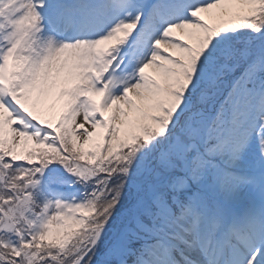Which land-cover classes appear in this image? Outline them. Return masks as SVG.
Segmentation results:
<instances>
[{"label": "rangeland", "instance_id": "374dc122", "mask_svg": "<svg viewBox=\"0 0 264 264\" xmlns=\"http://www.w3.org/2000/svg\"><path fill=\"white\" fill-rule=\"evenodd\" d=\"M60 1L48 0L46 5L58 7ZM191 1L173 0L188 9L186 5ZM229 1L212 0L210 4L215 7L217 3L227 5ZM247 2L249 9L244 12L218 11V15L211 17L205 24L206 28H201L199 39L193 44L188 43L195 34L192 22L188 24L185 21L177 29L171 26L168 35L158 37L154 34L147 48L151 49V43H154L168 50L155 58L149 56L148 59L153 60V63L146 74L149 77L147 79L143 75L138 77L131 70L141 60L138 56L143 47L134 40L138 37L141 40L139 32L143 34L147 29L125 27L128 23L125 11L127 4H130L136 7L132 13L140 16V6L144 8L150 1L105 0L99 12H94L98 16L88 20L107 25L111 19L116 18L111 28L106 30V33H112L108 35L113 43L110 49L115 45V52V48L119 51L129 45L130 56L121 59L120 63L126 62L124 72L114 67V62L100 70L104 79V88H100L92 85L89 78L90 71L96 69L91 53L93 45L89 48L90 52L72 45L75 39L71 42L67 40L73 33L68 26L60 29L64 35L61 42L70 46L59 47L48 43L41 47L37 41L46 26L35 14L29 0H0V57L5 58V51H10L3 65L5 73L0 84L6 86V100L12 101L11 105L16 104L13 111L0 118V147L5 149L3 153L17 167H21L19 163L28 151L36 148L44 151L54 162H60L57 165L65 164L63 175L53 174L59 176L53 182L39 181L37 184L39 196L45 200L55 199L53 203L45 201L43 203L46 206H40V210L21 211L17 218L19 221L10 220L12 223L6 226L1 224V239L6 245H14L18 253V259L12 260L10 264H110L129 253L132 237L145 233L148 228L145 226L152 224L161 226L162 234L156 235L158 242L166 243L174 252L182 253L184 244L176 249L169 243V239H172L179 244L181 241L171 237L186 234L183 227L177 232L173 228L178 224L174 217L176 213L171 210L172 205L168 200L174 203L171 199L174 193L196 197L195 205L202 207V216H194L202 229L201 237L198 238L202 244L205 240L210 241L211 247L224 243V238L218 235L217 226L219 218L230 210L226 201L240 203L246 196L249 198L252 194L257 195V189L260 191L257 199L259 204L256 202L251 209L260 211V218L255 219V222L263 229L264 179L259 181L251 174L262 154L264 119L256 115L253 96L246 94L240 105L244 103L250 108L244 110L243 115L234 114V124L223 132V138L208 148L204 143H209V139L201 144L193 139V131L190 130V118L193 116H187L181 122L177 119L189 111L191 106L200 112L198 101L203 98L204 110L208 109L207 118L211 120L213 116L210 111L215 107L213 97H220L217 92L218 80H225L238 72L237 64L241 65L245 58L254 61L255 66L264 65V60L255 57L263 54L259 49L264 51L261 34L255 33L260 31L256 26L262 6L260 0ZM90 4L89 0H77L66 16L68 19L86 22L91 10ZM199 8L202 9L201 6ZM199 13L193 16L194 20L201 19L203 10H199ZM252 16L255 17L250 21ZM57 18L55 16L60 27L63 19ZM244 24L248 25L247 30H242L241 25ZM147 32L144 37L142 35L145 42L149 34ZM252 35L258 37L257 43H254ZM3 40L6 44H3ZM222 45L225 46L221 49ZM35 55L43 58H38L37 68L21 80L19 77L22 76L24 66ZM164 58H171L170 62L156 63ZM145 64L142 67L145 68ZM258 77L256 75L252 78L255 80ZM134 81L144 91L147 85L141 100H138L137 91L129 94L128 90H131ZM242 86H247V83L239 80L231 100L233 105L241 101L239 97ZM184 94H192L191 100ZM176 95L183 96L186 102L180 110L172 108V98ZM130 103L134 105L129 106ZM26 109L46 125H34L22 115ZM129 111L130 116L127 114ZM159 114H163V117ZM118 118L122 121L118 122ZM167 124L171 126L167 128ZM249 125L253 126V131L248 132L247 138L242 131ZM166 132L167 135L163 136ZM62 136L65 144L59 146L58 142L56 145V140ZM239 136L245 138L240 139ZM204 137L200 136V142ZM245 146L242 153L238 151ZM100 153L104 161L111 162L114 159L111 162L112 171L101 170L104 166L98 159ZM102 172L113 182L111 185L108 184V178H103ZM235 175L247 176V180H251H238ZM178 176L181 184L176 179ZM15 180H18L17 176ZM193 183L200 187L196 188ZM218 189L225 192L217 195L220 194ZM212 193L213 197L225 202L209 201L208 197ZM163 198H167L166 207L163 206ZM110 204L116 206L114 214ZM123 205L128 206L129 210L125 212ZM2 207L3 203L0 204ZM230 214L238 216L235 211ZM146 215L152 217V223H146ZM8 218L10 216L5 210L4 221ZM246 218L251 219L248 216ZM16 223L24 229L28 228L27 233L22 232L17 238L13 237ZM186 225L193 227L192 224ZM170 232L173 235L168 239ZM148 235L156 239L153 232H148ZM149 245L146 243L139 253L145 254ZM230 247L232 250L233 245L230 244ZM131 257L134 258L135 254ZM169 258V254L163 252L162 259L153 262L170 264ZM247 264L253 263L251 261Z\"/></svg>", "mask_w": 264, "mask_h": 264}, {"label": "bare ground", "instance_id": "6f19581e", "mask_svg": "<svg viewBox=\"0 0 264 264\" xmlns=\"http://www.w3.org/2000/svg\"><path fill=\"white\" fill-rule=\"evenodd\" d=\"M36 4L38 5H42L44 4V1L43 0H35ZM218 4V3H217ZM215 5L211 7H209V3H207L205 6V8L203 9V15H202V20H198L196 21L194 24H193V27L192 29H195V34L193 35V37L190 39V42L189 44H193L195 42H197V40L199 39V35H200V28L205 24V23H208L210 18L211 17H214V16H217L218 15V11H227V10H234V11H237V10H241L242 12L246 11L249 9V5H248V2L247 0H231L229 2H227V5H221V4H218V5ZM214 7V8H213ZM227 7V8H226ZM43 10H44V13L46 12V10H48V7L44 4V7H42ZM168 14H171V13H176L178 11V13L181 11V9L177 10L176 12H174L172 10V8H168ZM195 13L197 12H190L189 15L187 17H192ZM150 21H153L152 19H150ZM82 25V24H81ZM83 26V25H82ZM81 26V27H82ZM94 26V25H93ZM92 26V27H93ZM81 29L79 28V30L76 32V34L74 35L75 38H80L81 37ZM186 30H188V27L186 28ZM193 33V32H192ZM91 35V34H90ZM38 45L41 46V47H45L46 44H56L57 46L61 47V46H64V47H68L67 45H64L62 44L61 42L55 40V38L53 37V35H51L50 31H46L44 32L41 37L38 39L37 41ZM79 43V41H77L76 45ZM96 44V50L99 52V60L101 61V63H104L105 62V59H106V55H107V51L110 47V45L112 44V41L111 39L109 38H106V39H103V40H97V42L95 43ZM156 52L154 53L155 56H156V53L157 51L160 53L162 51L166 52L161 46H158L155 48ZM150 54V51H147L146 53H144V59L143 61L148 58ZM41 59L43 58V56H38V55H35V57L32 58V60H30L25 66H24V69H23V73H22V76L19 77L21 80L26 76L28 77L29 74L32 73L33 70H35L37 68V59ZM160 62V61H159ZM170 62V59L169 58H164L162 59V61L160 62V64H167ZM151 66L150 62L149 64H147L145 66V68H143L140 72V75L142 77L145 76L147 79L149 78L146 74L148 72V69L149 67ZM159 68H157L158 70ZM100 70H101V67H100ZM4 73H5V67H0V80L4 79ZM8 76V75H7ZM100 79V78H99ZM8 80V79H7ZM0 92H3L6 90V86L4 88H0ZM146 90H147V85L145 86V91H144V88L142 89V86H140V84L136 83V85L134 87H132V89L129 91V94H133L135 91L136 92V95L138 96V100H141V97L145 95L146 93ZM134 98V96H133ZM5 105V104H3ZM134 103H130L129 106H133ZM181 103H180V99H177L176 97H173L172 98V108L174 110H179L180 107H181ZM8 112V109L5 108L4 106H1L0 105V118L3 117L4 115H6ZM130 111L127 112V114L130 116ZM119 114V113H118ZM118 122L122 121L121 118H118L117 119ZM238 151H241V150H238ZM244 179H247V176H244L243 177ZM247 223V222H246ZM253 235H257V231L254 230V232H252ZM221 249V247L217 248V251H219ZM200 254V251H197L196 252V257L198 258V260H202V256L199 255ZM215 257V256H214ZM213 257V258H214ZM238 261L239 260V256L237 254H231V255H226V251H223L221 252V263H224V261ZM201 262H203L205 264V259H203ZM255 264H264V251L263 252H259L255 258ZM207 264V263H206Z\"/></svg>", "mask_w": 264, "mask_h": 264}]
</instances>
